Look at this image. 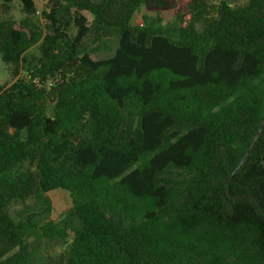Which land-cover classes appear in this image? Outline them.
<instances>
[{
  "label": "trees",
  "instance_id": "obj_1",
  "mask_svg": "<svg viewBox=\"0 0 264 264\" xmlns=\"http://www.w3.org/2000/svg\"><path fill=\"white\" fill-rule=\"evenodd\" d=\"M17 1L0 264H264V0Z\"/></svg>",
  "mask_w": 264,
  "mask_h": 264
},
{
  "label": "rangeland",
  "instance_id": "obj_2",
  "mask_svg": "<svg viewBox=\"0 0 264 264\" xmlns=\"http://www.w3.org/2000/svg\"><path fill=\"white\" fill-rule=\"evenodd\" d=\"M36 4V8L41 12L43 6L47 0H34ZM170 2H174L175 0H166ZM142 16H146L149 25H155L158 22V18H160V24L162 26L166 25L171 20L170 12H163L160 14H156L153 11L142 12L135 19L134 22L137 25L143 24ZM23 15L21 13V5L15 0L8 9L4 8L0 3V20H9L13 21L17 24ZM90 19L91 17L88 16ZM71 32L75 34V30L71 29ZM31 52L35 53L36 50L33 49ZM4 64L0 60V86H7L9 84V78L7 76ZM51 84V83H50ZM50 84L48 85V89L51 90ZM47 196L50 198L52 209L50 214V219L54 222H58L64 215V213L70 209L72 202L71 197L68 191L63 189H55L48 192ZM54 251H60V247H55Z\"/></svg>",
  "mask_w": 264,
  "mask_h": 264
},
{
  "label": "water",
  "instance_id": "obj_3",
  "mask_svg": "<svg viewBox=\"0 0 264 264\" xmlns=\"http://www.w3.org/2000/svg\"><path fill=\"white\" fill-rule=\"evenodd\" d=\"M51 81H48L47 84H50ZM263 124L264 122L261 124L259 130L257 131L256 133V136L255 138L253 139L251 145L249 146V148L246 150V152L244 153V155L242 156L241 160L239 161V163L237 164V166L235 167V169L233 170V172L230 174V177H229V180H228V184H227V188H226V193L228 196H230V193H229V183H230V180L233 176V174L241 167V165L244 163L247 155L249 154L250 150L252 149V147L254 146L256 140L258 139L259 135L261 134V131H262V128H263ZM263 217H264V212L260 209Z\"/></svg>",
  "mask_w": 264,
  "mask_h": 264
},
{
  "label": "built area",
  "instance_id": "obj_4",
  "mask_svg": "<svg viewBox=\"0 0 264 264\" xmlns=\"http://www.w3.org/2000/svg\"><path fill=\"white\" fill-rule=\"evenodd\" d=\"M37 13H39V11Z\"/></svg>",
  "mask_w": 264,
  "mask_h": 264
}]
</instances>
